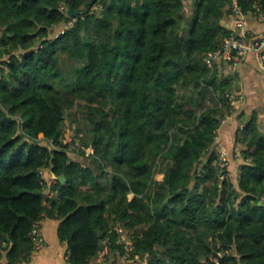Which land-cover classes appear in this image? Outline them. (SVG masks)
<instances>
[{"label": "trees", "instance_id": "16d2710c", "mask_svg": "<svg viewBox=\"0 0 264 264\" xmlns=\"http://www.w3.org/2000/svg\"><path fill=\"white\" fill-rule=\"evenodd\" d=\"M233 2L264 12V0H190L186 13V0H0V263L27 262L47 218L67 264H264V122L230 105V68L204 63ZM75 108L78 155L63 143Z\"/></svg>", "mask_w": 264, "mask_h": 264}, {"label": "crops", "instance_id": "0c3cea01", "mask_svg": "<svg viewBox=\"0 0 264 264\" xmlns=\"http://www.w3.org/2000/svg\"><path fill=\"white\" fill-rule=\"evenodd\" d=\"M246 21L244 30L253 35H259L264 31V24L260 23L255 16L253 18L246 17ZM224 68L228 69L229 67L224 66ZM230 70L235 77L234 85L237 87L236 95L233 96L235 99L234 109H242L246 115H250L255 110L264 122V70L257 65L252 56H248L237 68L234 70L230 68ZM232 121V117H228L223 125ZM49 195L52 197L53 193ZM41 225L46 246L40 251H34L26 264H67L65 245L60 243L57 238L58 222L44 218Z\"/></svg>", "mask_w": 264, "mask_h": 264}, {"label": "built area", "instance_id": "2783aa9c", "mask_svg": "<svg viewBox=\"0 0 264 264\" xmlns=\"http://www.w3.org/2000/svg\"><path fill=\"white\" fill-rule=\"evenodd\" d=\"M235 17L232 22L227 23L225 26L229 29L230 34L225 38L221 44V48L216 52L206 54L204 63L211 71L216 67L228 66L232 70L242 64L248 56H252L257 65L264 70V31L259 35H253L251 32L244 30L246 26V16H244L233 2ZM256 19L264 24V12L255 14ZM72 23L68 24L71 27ZM230 97V96H229ZM230 105L233 107L235 102L230 98ZM228 119V117H226ZM63 143L68 144V151L73 153L75 150L80 149L78 143L70 144V141ZM85 149L84 152H87ZM85 153V154H86ZM88 155V154H87ZM219 166H226V152L222 149L219 153ZM42 174V173H41ZM57 177L51 175L48 180L49 186H54L57 182ZM29 239L33 244L34 251H40L46 246V241L42 231L41 222H36L30 232ZM129 249V248H127ZM20 264H26L22 262Z\"/></svg>", "mask_w": 264, "mask_h": 264}, {"label": "rangeland", "instance_id": "374dc122", "mask_svg": "<svg viewBox=\"0 0 264 264\" xmlns=\"http://www.w3.org/2000/svg\"><path fill=\"white\" fill-rule=\"evenodd\" d=\"M191 8V3H190V0H186V8H185V13L188 12V10ZM230 98L235 102V99L233 96H230ZM233 108H235V106H233ZM235 110V109H234ZM80 109L78 111L77 108H75L73 111H67L66 115H65V120H64V139L65 141L64 142H67V140L70 141V144H74V143H78L80 146H81V142H78V136L75 132L80 120ZM39 138H41V136H39ZM219 147V151H221L222 149H224L225 152H228L226 151V148L221 146V144H218ZM237 154L238 153V149L235 150ZM88 153H86L85 155L87 154H90L92 152L91 149L88 148L87 150ZM80 153V149L78 150H75L73 152V154H79ZM234 165V164H233ZM232 165V166H233ZM230 169V168H229ZM236 174V168L232 167L230 169V172H229V176L230 178H234ZM227 176V177H228ZM129 242V239L126 237V235L123 233V235L121 236L120 240L117 242L118 244H128ZM103 250V249H102ZM93 263L92 264H140L139 262H128L127 260H124L122 257H120L119 255H112V254H105V255H98L95 259H93L92 261Z\"/></svg>", "mask_w": 264, "mask_h": 264}, {"label": "water", "instance_id": "95a60500", "mask_svg": "<svg viewBox=\"0 0 264 264\" xmlns=\"http://www.w3.org/2000/svg\"><path fill=\"white\" fill-rule=\"evenodd\" d=\"M78 15L77 12H75L74 10H72L71 8L69 9V16L71 19L76 18ZM57 180L60 184H63L65 182V178L63 176L57 177Z\"/></svg>", "mask_w": 264, "mask_h": 264}]
</instances>
